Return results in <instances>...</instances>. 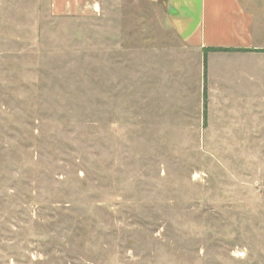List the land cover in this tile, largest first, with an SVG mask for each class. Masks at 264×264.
<instances>
[{
    "label": "rangeland",
    "instance_id": "obj_1",
    "mask_svg": "<svg viewBox=\"0 0 264 264\" xmlns=\"http://www.w3.org/2000/svg\"><path fill=\"white\" fill-rule=\"evenodd\" d=\"M202 62L159 3L0 0V264H264V57Z\"/></svg>",
    "mask_w": 264,
    "mask_h": 264
},
{
    "label": "crops",
    "instance_id": "obj_2",
    "mask_svg": "<svg viewBox=\"0 0 264 264\" xmlns=\"http://www.w3.org/2000/svg\"><path fill=\"white\" fill-rule=\"evenodd\" d=\"M165 10L169 27L178 39L198 50H264V39L254 29L255 16L243 0H147ZM105 0H50L55 16H95ZM258 36V37H257ZM246 54L264 53L209 52Z\"/></svg>",
    "mask_w": 264,
    "mask_h": 264
},
{
    "label": "trees",
    "instance_id": "obj_3",
    "mask_svg": "<svg viewBox=\"0 0 264 264\" xmlns=\"http://www.w3.org/2000/svg\"><path fill=\"white\" fill-rule=\"evenodd\" d=\"M232 51H236V52H242V53H247V52H252V53H264V50H223V49H218V50H203V82H204V85L206 83V78H207V53L209 52H232ZM206 88L204 87L203 89V97H204V100L206 99Z\"/></svg>",
    "mask_w": 264,
    "mask_h": 264
}]
</instances>
